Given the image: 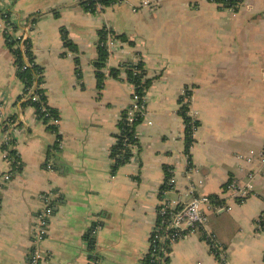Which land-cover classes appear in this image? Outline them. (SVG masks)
I'll use <instances>...</instances> for the list:
<instances>
[{"label":"crops","instance_id":"obj_1","mask_svg":"<svg viewBox=\"0 0 264 264\" xmlns=\"http://www.w3.org/2000/svg\"><path fill=\"white\" fill-rule=\"evenodd\" d=\"M79 1L0 0V16L9 12L20 27L37 17L28 37L43 68L47 103L59 116L55 132L32 107L16 103L23 85L0 17V101L22 124L15 135L21 169L0 192V264L29 263L33 226L47 201L53 212L40 264H144L164 167L176 178L167 199L185 201L189 183L200 181V193L229 206L208 210L206 226L229 264H264V228L256 227L264 211V174L259 163L237 159L264 150V0H244L236 12L207 0H119L96 14L84 12ZM103 26L128 41L111 50L106 68L140 58L153 78L136 126L139 149L115 171L110 150L132 86L121 72V79L107 76L97 87L96 32ZM61 29L77 56L65 50ZM185 91L199 122L190 166L177 114ZM57 137L62 147L45 169ZM1 155L0 143V175L6 168ZM231 178L253 186L241 202L222 193ZM91 231L92 252L86 240ZM167 259L220 264L200 233L174 243Z\"/></svg>","mask_w":264,"mask_h":264},{"label":"trees","instance_id":"obj_2","mask_svg":"<svg viewBox=\"0 0 264 264\" xmlns=\"http://www.w3.org/2000/svg\"><path fill=\"white\" fill-rule=\"evenodd\" d=\"M119 0H80L79 6L84 12L90 14H96L99 11L104 10ZM218 5L221 9H230L232 11H238L244 0H207ZM1 18L4 22L5 27L2 29V35L4 38V44L6 48L10 51L13 56V63L15 66V72L17 78L23 85V90L21 96L17 99V104L20 108L25 106H30L34 109L37 120L44 123L48 129L52 131H57V124L49 123L50 121H59L58 113L55 109L51 108L47 103V97L45 90L43 88L44 77L43 68L40 67L36 62L32 52V46L30 38L25 39L22 42L23 49L20 47V39L17 38L16 34L21 31V27L12 21L10 13H1ZM37 17L29 16L26 19V23L30 25V30L33 29L34 23ZM96 60H95V77L97 81L98 89L102 87L103 81L107 76L115 79H121L120 73L123 72L125 77L124 80L132 86L133 95L138 97L136 102L138 105L143 102V97L146 96L147 90L150 87L153 78L147 76L144 69L143 61L139 58L136 62L127 61L122 63L119 68L107 69L106 64L110 52L106 45L107 39L110 37L113 40L120 42H128L127 38L123 34H117L112 29L106 26L101 27L96 32ZM61 39L65 50L71 52L72 54H78V49L75 44L68 38L67 32L61 29ZM130 45L132 43H129ZM66 54V53H64ZM76 65L78 64L77 57L74 58ZM107 69V71H105ZM79 77V71L77 70ZM36 97L35 100H32ZM179 108L177 114L180 116L183 126H184V153L188 160V166H190V147L194 142L193 134L195 129L198 127L199 122L196 119H192L189 116V106H190V93L185 91L182 96L178 99ZM130 106L126 107L120 114L119 120L117 122L118 132L115 136V142L110 150V158L112 160V171H115L118 167L129 162L132 157L130 146H136L138 148V139L136 134V126L143 120V116L139 112L134 113V119L130 123L127 120L128 110ZM16 115H10L9 118L13 120ZM2 149H6L4 145L1 146ZM60 150L57 149V145L54 144L49 151V158L53 157V154L59 153ZM9 153L13 151L9 150ZM21 166L17 169L19 171ZM164 179L166 180L170 173L169 168L164 167ZM162 188V187H161ZM163 189V188H162ZM211 199L213 207H218L221 205V200L215 196H209ZM53 203H50L53 212ZM201 239L205 240V235L201 234ZM86 240L88 242V250L90 252L94 249V238L88 233L86 235ZM90 259H95L94 256L90 255ZM167 258L164 260V264H167ZM144 264H151L148 256L144 258Z\"/></svg>","mask_w":264,"mask_h":264},{"label":"built area","instance_id":"obj_3","mask_svg":"<svg viewBox=\"0 0 264 264\" xmlns=\"http://www.w3.org/2000/svg\"><path fill=\"white\" fill-rule=\"evenodd\" d=\"M1 17V16H0ZM2 20V18H1ZM5 27L2 20V29ZM30 25L26 22L21 25V31L16 34L20 39V47L23 49L22 42L29 38ZM118 44V41L108 38L106 45L109 52L114 49ZM71 52L68 51V54ZM136 62V61H135ZM33 97L32 100H35ZM143 102H146V96L143 97ZM138 97L133 95L130 99V106L128 110L127 120L131 123L134 119V113L139 112L144 116L145 104H137ZM189 116L195 119L194 114L189 111ZM36 117V115H35ZM37 119V118H36ZM58 121H50L49 123L57 124ZM19 115L17 114L13 120L5 114L4 105L0 101V130H1V146L4 145L6 149H2V159L6 165L4 172L0 175V192L4 186L15 176L17 169L21 166L18 153L15 149V135L21 127ZM57 149H61L62 143L59 137L56 138L55 143ZM132 156L135 154L136 146H130ZM9 150L13 153H9ZM237 159L246 162L248 164L257 162L259 163L261 170L264 174V150L256 154L253 151H249L245 154H237ZM45 169H51L53 163L51 158L44 163ZM169 177L162 183L159 188V202L156 208V220L152 232L148 237V249L147 255L151 264H164V260L168 257L171 247L174 243L188 237L193 233H200L205 235L206 243L210 249L212 256L220 264H229L225 249L216 239V237L209 233L206 229L207 226V211L213 208L229 209L222 201L218 207H213L211 199L208 195L199 192L202 187V182H190L186 191V200L182 202L169 200L166 197V192L171 189L175 183L176 178L171 174L169 170ZM163 189H162V188ZM253 190L251 183H242L238 180L229 179L222 188V193L227 194L230 198H234L238 201H243L248 197ZM52 214V208L50 202H46L45 207L37 215L36 222L32 230L31 250L29 255L28 264H40L44 260V255L40 249V244L44 240L47 234L48 219ZM256 227L264 228V211L260 213L256 221ZM94 231L90 232V235H94Z\"/></svg>","mask_w":264,"mask_h":264}]
</instances>
